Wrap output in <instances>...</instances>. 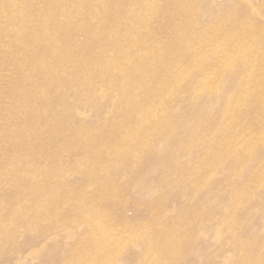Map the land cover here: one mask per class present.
I'll use <instances>...</instances> for the list:
<instances>
[{
    "label": "rangeland",
    "instance_id": "1",
    "mask_svg": "<svg viewBox=\"0 0 264 264\" xmlns=\"http://www.w3.org/2000/svg\"><path fill=\"white\" fill-rule=\"evenodd\" d=\"M194 1L0 0V264H264V0Z\"/></svg>",
    "mask_w": 264,
    "mask_h": 264
},
{
    "label": "bare ground",
    "instance_id": "2",
    "mask_svg": "<svg viewBox=\"0 0 264 264\" xmlns=\"http://www.w3.org/2000/svg\"><path fill=\"white\" fill-rule=\"evenodd\" d=\"M82 2H86V4H88L89 2H90V0H81ZM171 2H175V3H177L178 5H179V7H180V9H181V11L183 10V8L185 9V10H187L189 13H192L193 11H195L196 9H197V7L195 6L196 4H194L196 1H194L193 2V4H194V6H193V8H192V5L190 4V2H189V0H182V2L184 3H182L180 0H170ZM252 0H247V2L249 3V2H251ZM141 4H142V6H143V12L144 11H146V10H149L150 9V5H149V0H141ZM186 11V12H187ZM195 14V13H194ZM193 13L192 14H189V16L193 19V20H195V18H197V16H195ZM188 16V17H189ZM140 17H141V14L139 13V12H137V11H135V12H133V14H132V20L133 21H135V22H137V21H139V19H140ZM187 17V18H188ZM65 29H67V28H65ZM200 32H202V31H200ZM93 36L95 37V35L93 34ZM112 37L111 36H108L107 38H105V41L106 42H111L110 41V39H111ZM107 39H108V41H107ZM186 43H189V41H187ZM161 56V55H160ZM92 67V64L89 66V68H91ZM116 68L118 69V66H116ZM158 73H160V74H158ZM184 73V72H183ZM160 76V78L164 81V82H166V79H165V76H163V73L162 72H159V71H155L154 73H153V76L154 77H159ZM153 76H151V77H153ZM153 77V78H154ZM110 81L111 82H113L114 81V78H113V76H111V78H110ZM24 83H26V81H24ZM116 84H118L117 82H116ZM20 86V85H19ZM141 86V84L139 85V87ZM138 87V88H139ZM138 88H136V89H138ZM21 89H22V86H21ZM163 92H160L159 94L155 91L154 92V96L155 97H157L158 99H160L161 101L164 99V97H165V95L163 94ZM102 95V94H101ZM128 97H129V93L128 92H126V91H121L120 92V94H119V98H121L120 99V101H121V104L118 106V107H121V108H124V111H127L128 112V110H130V107H131V105L130 104H132L130 101H128ZM170 97V96H169ZM113 99V98H112ZM124 101H126V102H124ZM124 103V104H123ZM108 121V120H107ZM107 121H104V123H107L108 124V122ZM114 125V124H113ZM147 126H150V124H148ZM126 129H128V127H126ZM125 129V130H126ZM116 130H117V132H119V130H121L120 129V126L119 125H117L116 126ZM152 130V129H151ZM153 130H155V129H153ZM122 131V130H121ZM127 131V130H126ZM128 132V131H127ZM124 132L122 131V133H121V135H122V137L124 136V134H123ZM126 133V132H125ZM137 133V135L139 136L140 134H142V132H136ZM126 134H128V133H126ZM141 136H144V135H141ZM27 180L29 179V178H26Z\"/></svg>",
    "mask_w": 264,
    "mask_h": 264
}]
</instances>
